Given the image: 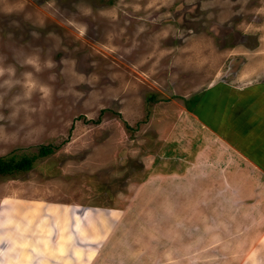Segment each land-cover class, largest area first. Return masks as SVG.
<instances>
[{
	"label": "rangeland",
	"instance_id": "obj_1",
	"mask_svg": "<svg viewBox=\"0 0 264 264\" xmlns=\"http://www.w3.org/2000/svg\"><path fill=\"white\" fill-rule=\"evenodd\" d=\"M205 62L264 67V0H0V155L34 157L0 174V264H241L208 200L145 182L156 102Z\"/></svg>",
	"mask_w": 264,
	"mask_h": 264
},
{
	"label": "crops",
	"instance_id": "obj_2",
	"mask_svg": "<svg viewBox=\"0 0 264 264\" xmlns=\"http://www.w3.org/2000/svg\"><path fill=\"white\" fill-rule=\"evenodd\" d=\"M206 63L195 65L209 73L204 80L178 86L188 87L182 97L156 102L148 128L157 149L145 182L161 193L189 185V199L209 201L203 235L217 233L241 264H264V76L256 71L264 67L241 63L224 74L223 63ZM172 209L182 224L181 210Z\"/></svg>",
	"mask_w": 264,
	"mask_h": 264
},
{
	"label": "trees",
	"instance_id": "obj_3",
	"mask_svg": "<svg viewBox=\"0 0 264 264\" xmlns=\"http://www.w3.org/2000/svg\"><path fill=\"white\" fill-rule=\"evenodd\" d=\"M91 120V119H90ZM98 122L99 117L92 119ZM52 151V146L49 144L40 145L39 153L46 154ZM33 156L23 155L19 158L13 156L0 155V174H13L17 172H24L33 166Z\"/></svg>",
	"mask_w": 264,
	"mask_h": 264
},
{
	"label": "clouds",
	"instance_id": "obj_4",
	"mask_svg": "<svg viewBox=\"0 0 264 264\" xmlns=\"http://www.w3.org/2000/svg\"><path fill=\"white\" fill-rule=\"evenodd\" d=\"M0 74H2V71H0Z\"/></svg>",
	"mask_w": 264,
	"mask_h": 264
}]
</instances>
